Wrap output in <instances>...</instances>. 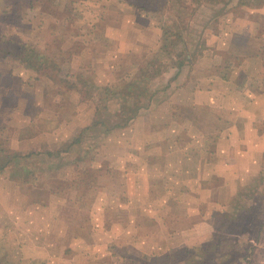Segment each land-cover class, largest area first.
Returning <instances> with one entry per match:
<instances>
[{"label":"rangeland","instance_id":"rangeland-1","mask_svg":"<svg viewBox=\"0 0 264 264\" xmlns=\"http://www.w3.org/2000/svg\"><path fill=\"white\" fill-rule=\"evenodd\" d=\"M14 1L26 4L5 10L6 14L0 11V62L27 71L22 81L0 73V157L12 156L0 169V264H59L58 252L67 259L73 256L61 241L63 246L49 249L51 260L41 262L43 208L49 207L53 214L56 208L68 225L72 216L81 219L100 190L99 177L113 173L109 158L118 156L117 144L126 143V153L134 154L131 145L143 140V135H132L127 128L151 110L164 115L157 124L171 131L154 137L171 144L175 157H181L182 150L183 157H199L205 149L211 156L215 143H227L232 134L235 141L237 135L242 138L240 126L248 117L254 136L245 137L247 147L238 150L255 154L263 163L248 183L234 182L235 193L222 210L217 208L216 243L213 239L208 243L214 231L208 237L193 232L199 220L193 217L188 243L169 251L162 247L145 263L161 264L186 247L200 259L197 264H245L243 257L251 264L264 244V0H123L120 8L115 0L105 4L63 0V6L59 0H47L42 8L41 0ZM27 11L29 18L23 17ZM56 18L61 19L59 24ZM119 29L128 33L126 39H117L120 43L117 37L104 35H118ZM41 38L47 43L44 56ZM121 44L130 50L123 51ZM75 55V68L63 63ZM215 92L220 100L205 102ZM77 97L83 113L74 118ZM94 120L99 124L93 127ZM87 126L80 144L55 152ZM210 156L203 159L210 162ZM221 170L226 174L229 169ZM224 178L201 187L227 191L231 185ZM196 185L189 181L183 187ZM158 187L149 185L148 194H155ZM208 202L207 198L206 208L211 206ZM174 217L173 231L185 233L187 224ZM70 232L62 235L63 241L69 240ZM175 255L170 264H187L181 259L193 258ZM85 259L81 254L77 264H85Z\"/></svg>","mask_w":264,"mask_h":264},{"label":"crops","instance_id":"crops-1","mask_svg":"<svg viewBox=\"0 0 264 264\" xmlns=\"http://www.w3.org/2000/svg\"><path fill=\"white\" fill-rule=\"evenodd\" d=\"M12 1L10 4L7 0H0V11L3 14H6L5 12L9 9L15 10L19 6L26 4L21 5V2ZM28 1L31 2L30 0ZM46 1L41 0V8ZM62 1H57L60 6L66 4ZM111 1L114 2L113 0ZM99 2H106V0ZM115 3L120 8L125 2L123 0H115ZM81 4L78 5L81 6ZM44 14L41 11V25L43 26L46 19ZM28 16V11L23 14V17L29 18ZM115 18L119 19V15L118 17L115 16ZM20 20L24 21V19ZM60 20V18H56L55 22L59 24ZM126 20L124 19V21ZM10 27L13 29L12 25ZM42 29L43 27H41V32H43ZM119 31L118 35L108 34L107 32L104 35L107 38L117 37L114 39L120 43L117 39H126L128 33L126 31L122 33V29H119ZM120 48H123V51L130 50V47H124L122 44ZM46 49L47 43L41 38V55H45ZM77 57L75 55L66 59L63 63L69 62V65L74 67V64L78 62ZM0 65L2 66L0 73L6 74L7 78H22L23 71H27L25 67L19 65L9 64L6 67L5 61L0 62ZM18 72H22L20 76L17 75ZM18 80L22 81L23 78ZM53 86V84L49 85V87ZM203 91L205 95L206 88ZM218 94L219 92H215L214 96L205 99V102L219 101ZM45 96L46 94L43 98ZM69 96L72 98V94H69ZM77 98L74 99L78 104L75 107L74 118H79L83 113V110H81L83 102L79 97ZM231 101L232 98L229 99V103ZM244 101L249 103L246 97H244ZM246 104L240 107L244 109ZM162 116L164 115L161 112H153L151 110L148 113L140 114L134 123L127 128L132 135H143L141 136L143 140L140 142L135 141V144L131 145V151L134 154L126 153V143H124L125 147L121 143L117 144V147L119 146L117 148L119 151H117L118 156L109 158L113 173L109 176L102 175L99 177L101 182L98 183L100 184V190L97 192L90 209L85 211V215L81 219L77 215L72 216L71 223L68 225L69 222H63L64 217L55 212L56 208L53 209L54 214L49 207L43 208L45 218L41 224V234L39 235L41 236V262L51 260L50 256L53 252L49 249L63 246L62 241L64 243L63 248L68 247L72 251L73 256L67 259L63 252H58L59 257L57 260L59 264L66 261L69 264H77V257L81 254L85 255V264H146L162 247H165V249L169 247L176 248L188 243L190 240L189 234L192 232L188 229V223L193 217L199 219L197 225L193 226V232H196L197 236L206 235L205 237H208L207 235L214 231L213 234L211 233L212 237L210 234V239L207 238V240L209 239L208 243L212 239L214 242L216 241L214 239L217 232L216 227H214L216 216L214 215L217 208L222 210V205L226 204V200L235 193L234 182L238 183L236 186L241 185L240 183H248L249 179L258 172L259 166L263 163L255 159V154L242 151V148L247 147V145L243 146L245 144L244 141L246 142L245 137L254 136L253 130L249 125V118L243 119L244 123L240 126L242 138L237 135L238 140L235 141V137L232 134L230 139L226 141L227 143H215V146H212L211 149L213 151L211 156L210 151L208 153L204 152L207 149L203 151L204 155L213 158L209 162V160L203 159L204 155H201V152H199V157L202 158L195 155H192L193 157H183V150L181 157H175L171 144L158 141L156 137H158L159 132L164 133L166 131L168 134L171 133L167 128L164 131L162 126L157 124L158 119L163 118ZM165 116L168 117V112ZM29 120L30 118L28 122ZM26 121L27 118L25 123ZM25 123L21 126L23 127ZM71 125L72 123L70 122L69 126ZM77 129L75 127V133ZM213 132H216V129ZM233 132L236 133L234 129ZM99 165L97 164L96 166ZM222 166L229 169L226 174L222 170L218 171ZM241 170L244 171L241 172ZM216 177H225L224 180L231 185V187L229 185L230 189L226 191L225 188H220L213 191L214 189L212 188L205 190V188L201 187L202 183L205 186L211 179L215 181ZM189 181L197 184L196 187L191 189V186H187L186 189L188 188V190H184L183 186ZM115 183L118 184L113 187L112 184ZM158 184L159 187L156 193H150L149 195V185L157 186ZM134 188L136 189L134 190ZM218 192L219 194L217 195ZM215 193L217 196L213 197ZM221 193H223V197ZM200 198L201 203L199 201ZM207 198L209 200L208 204H211L209 208L205 207ZM69 202L73 203L72 201ZM77 212L80 214V210H77ZM109 214L111 215L109 216ZM174 215L180 216L179 218L182 219V222L187 224L185 233L173 231L171 223L175 219ZM65 225L68 226V229H66ZM68 230L71 231L67 235L69 240L63 241L64 237H61ZM84 233L90 234V236L85 238ZM82 250L84 251L81 253ZM128 255H135L138 258H135L134 262H132V260L127 259ZM141 261L143 262L140 263ZM251 264H264V244L257 248V252L251 259Z\"/></svg>","mask_w":264,"mask_h":264},{"label":"trees","instance_id":"trees-1","mask_svg":"<svg viewBox=\"0 0 264 264\" xmlns=\"http://www.w3.org/2000/svg\"><path fill=\"white\" fill-rule=\"evenodd\" d=\"M238 2H240V3H242V2H244V1H242V0H239ZM6 53L8 52V51H5ZM9 53V52H8ZM42 56H44V55H42ZM186 58V60L187 59H192V56H190V57H185ZM178 68H180L181 66H182V63H178L177 65H176ZM86 93H90V91H88V92H86ZM98 111V110H97ZM98 114V113H97ZM134 116V115H133ZM99 124V121L98 120H94L93 121V123L91 124V126H97ZM90 129V126H87V127H84L70 142H68V144L66 145V147L65 148H62V149H59V150H57V151H55L56 153H63V152H67L68 150H70V148L73 146V145H76V144H80L81 143V141H82V139H81V136H82V134H84L86 131H88ZM4 158V156H1L0 157V162L2 161L3 163H0V169H3L4 167H5V165L7 164V162H8V160L10 159V160H12V156L11 157H9V156H7L6 157V159L4 160L3 159ZM9 158V159H8ZM14 158V157H13ZM231 232L233 231V229H231L230 230ZM218 236V230H217V232H216V234H215V238L214 239H216V237ZM172 254L173 255H175L176 256V258H186L189 254L190 255H192L193 256V258H192V261H187V259H181V260H184L185 262H187V264H197V263H199V261H200V259L196 256V253H194V252H192V249H187L186 247H183V248H180V249H177L176 251H174V252H172ZM172 254H169L168 256H167V258H166V260H162V262H161V264H170L171 263V261L172 262H174V260L175 259H173L172 258V260L170 259V257H173V255ZM180 256V257H179ZM243 260H245L244 262H245V264H249V262L247 261V259L245 258V257H243Z\"/></svg>","mask_w":264,"mask_h":264}]
</instances>
